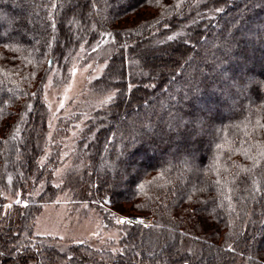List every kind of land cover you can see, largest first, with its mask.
Segmentation results:
<instances>
[{"label":"trees","instance_id":"1","mask_svg":"<svg viewBox=\"0 0 264 264\" xmlns=\"http://www.w3.org/2000/svg\"><path fill=\"white\" fill-rule=\"evenodd\" d=\"M105 37L115 52L88 92L114 94L56 186L46 75ZM65 190L107 226L152 223L61 248L34 224ZM0 264H264V0H0Z\"/></svg>","mask_w":264,"mask_h":264},{"label":"rangeland","instance_id":"2","mask_svg":"<svg viewBox=\"0 0 264 264\" xmlns=\"http://www.w3.org/2000/svg\"><path fill=\"white\" fill-rule=\"evenodd\" d=\"M91 21L95 22L92 18ZM75 36L80 34L78 19L73 22ZM72 26V25H71ZM146 51L152 48L150 42H145L142 46ZM115 52V43L107 37L99 39L89 46L82 45L76 54L70 59L68 64L52 66V70L46 75L43 85V98L49 111V134L48 143L44 157L51 153V144L59 152V159L62 164L55 171V185H59L62 178L69 172L72 160L70 154L74 145V137L77 129L82 128L87 117L99 110L113 97V94H92L88 92L90 84L99 78L108 63L109 57ZM256 58V57H255ZM136 65L138 79L144 80L146 74H150L146 81H154L151 78L152 71L161 69L164 65L157 60L154 66ZM114 80H119L118 74L114 75ZM156 81V80H155ZM141 83V81H140ZM83 114V118L77 120L76 114ZM68 125L66 132L60 130ZM43 157V159H44ZM41 189L37 188L33 192L36 196ZM21 195V194H20ZM8 203L20 202V197L12 198L7 196ZM105 213V212H104ZM135 217L144 219L147 224L152 223L149 216L141 217L136 214L115 216L114 226H107L103 221V216L95 207L87 202H76L71 198V192L65 190L56 202L43 206L35 219L34 234L38 237L56 239L58 246H66L78 243H88L90 246L100 248L112 240H118L120 235V221H127L128 218ZM185 246L190 251L199 250L193 243H186Z\"/></svg>","mask_w":264,"mask_h":264},{"label":"built area","instance_id":"3","mask_svg":"<svg viewBox=\"0 0 264 264\" xmlns=\"http://www.w3.org/2000/svg\"><path fill=\"white\" fill-rule=\"evenodd\" d=\"M128 222L130 223H138V222H141V221H145L144 219H139V218H135V217H130L127 219Z\"/></svg>","mask_w":264,"mask_h":264},{"label":"snow or ice","instance_id":"4","mask_svg":"<svg viewBox=\"0 0 264 264\" xmlns=\"http://www.w3.org/2000/svg\"><path fill=\"white\" fill-rule=\"evenodd\" d=\"M172 37H169V39H171ZM17 203H19V201H17ZM121 223H124L125 221H120ZM142 223V221L140 222Z\"/></svg>","mask_w":264,"mask_h":264}]
</instances>
